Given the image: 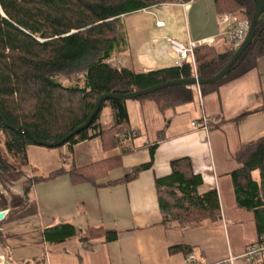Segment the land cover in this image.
Here are the masks:
<instances>
[{
	"label": "trees",
	"instance_id": "16d2710c",
	"mask_svg": "<svg viewBox=\"0 0 264 264\" xmlns=\"http://www.w3.org/2000/svg\"><path fill=\"white\" fill-rule=\"evenodd\" d=\"M192 0H0V113L10 124L28 127L37 138L53 142L62 139L83 124L92 113L98 98L104 93H129L156 84L192 78L195 73L190 61L183 67L171 66L150 71L135 70L121 64L128 53V40L123 27V16L153 6L188 3ZM218 14L230 12L251 22L256 0H213ZM225 49L200 45L196 48L197 74L212 78L232 58L236 50L231 42ZM264 57V16L259 18L256 34L231 71L220 81L200 85L202 96L219 89L222 84L242 77L257 68ZM197 85L169 86L135 100H152L156 108L165 112L195 99ZM127 101L107 99L90 126L65 144L73 155L77 143L101 136L105 146L118 147L120 153L85 166L63 165L48 174H38L29 159V147L37 145L24 129L9 127L0 117V174H15L30 168L33 172L22 185L25 202L12 208L5 220H11L28 202L33 185L69 175L74 184L99 181L122 165L129 137L136 134L130 126ZM112 110L114 125L98 128L102 108ZM261 111L264 104L249 110ZM212 121L210 122V124ZM130 134V136H129ZM58 146V147H61ZM155 146L151 147L154 157ZM56 148V147H48ZM240 168L232 172L237 202L255 214L259 235H264V136L244 143L236 154ZM153 159L134 166L118 180L106 185L128 183L151 168ZM167 177H157L160 208L165 227L183 229L196 227L209 218L218 220L221 214L216 189L199 193L202 177L195 174L190 158L171 163ZM258 171L259 177L254 176ZM119 230L103 226L77 232L72 223L59 222L45 229L50 243L68 239L90 240L104 238L111 242L119 238ZM7 246L0 232V248ZM172 252L192 253L187 245H176ZM264 264V261H262Z\"/></svg>",
	"mask_w": 264,
	"mask_h": 264
},
{
	"label": "crops",
	"instance_id": "0c3cea01",
	"mask_svg": "<svg viewBox=\"0 0 264 264\" xmlns=\"http://www.w3.org/2000/svg\"><path fill=\"white\" fill-rule=\"evenodd\" d=\"M191 3L176 4L185 12L190 7V12L194 7ZM218 15L212 0L210 17L203 22L195 18L196 26L205 25V28L193 31L189 23L185 33L173 31L165 35L182 42H187L189 37L193 40L209 39L212 45L218 44L225 49L228 43L224 41L226 35L219 26ZM158 21L164 25L156 23L157 29L163 31L168 27L166 20ZM157 37L154 35L142 48L149 62L142 63L132 57V69L150 71L175 66L174 52L164 58L160 54L161 44L154 41ZM148 50H152L153 58ZM263 104L264 57L259 60L257 68L222 84L218 90L202 98L196 87L195 99L177 108L161 112L152 100L139 101L145 138L138 139L127 104L130 126L136 134L134 137L129 134L128 142L124 141L131 151L123 155L120 167L112 169L107 178L99 181V186L91 182L74 184L69 175L37 183L32 187L27 204L11 220H5L11 209L19 208L25 202L23 185L19 204H0V211L6 212L0 220V232L7 243L5 248H0V264H186L184 251H171L180 244L189 246L201 263L262 264L261 260H250L244 255L247 246L257 240L259 233L254 212L237 202L232 172L241 166L236 154L243 144L264 136V113L247 114ZM169 111L172 114L168 115ZM204 115L212 121L208 130L192 124L196 120L200 122ZM191 116L195 117L192 119ZM111 127L104 128L100 116L98 128L94 131ZM154 145L152 157L151 147ZM62 149L58 154L62 163L60 167L85 166L120 153L118 147L107 148L101 136L74 145L73 155L69 158H66L70 153L68 145ZM43 151L35 145L29 147L31 165L40 168L45 161L50 162L48 157L57 150ZM38 153V163H33L31 155ZM181 158H190L194 173L202 177L198 187L200 194L217 190L221 207L218 220L207 218L201 225L186 229L165 227L156 179L170 175L172 161ZM152 159L151 168L142 171L137 179L105 184L122 178L134 166ZM1 189H4L2 184ZM59 222L72 223L78 233L103 226L117 229L120 234L111 242L104 238H72L50 243L45 237V229Z\"/></svg>",
	"mask_w": 264,
	"mask_h": 264
},
{
	"label": "rangeland",
	"instance_id": "374dc122",
	"mask_svg": "<svg viewBox=\"0 0 264 264\" xmlns=\"http://www.w3.org/2000/svg\"><path fill=\"white\" fill-rule=\"evenodd\" d=\"M192 3H194V7L192 11L190 10V12H188L190 7L185 12L181 7L178 6V4L167 3L153 6L146 10L136 11L123 16V27L129 43V51L125 57L120 59L121 64L126 67L133 68L134 66L131 63L132 57L142 63L149 62L144 52H142V48L144 43L151 41L154 35L158 36L157 39L160 40L159 44H163L166 43L164 38L167 37V35H170L167 33H171L173 31H181L182 33H185L187 31L189 23L193 31H196V29L205 28V25H201V27L196 26L197 23H195V18L197 20L200 19L201 22H203L204 19L206 20L210 17V14H212V0H192ZM158 19H164L168 23V27L163 29V31L157 29L156 23ZM172 62L173 60L171 61V63ZM127 104L129 106L133 128L135 129V131H137L138 139H141L142 137L145 138L146 133H144V130L141 129L142 116L140 111L141 108L139 107V101L128 100ZM167 114H172V111H169ZM100 116L104 128H108L113 125L114 122L110 106L105 105L101 110ZM186 117L189 118L190 114L187 113ZM193 117L191 116L192 119ZM35 146L44 150L43 152H49V150L54 149L57 150L56 152L51 151L54 153H52V155L48 157L51 159L50 162L45 161L44 164H41L42 166H40V168H37L38 174H47L50 171L58 169L60 167V164L62 165V163L58 159L60 156L58 155L59 152L63 151L62 146L56 148H47L39 145ZM39 158L40 153L34 154L33 156L31 155L33 163H36L37 159ZM32 167H35V164H33ZM32 174V170L30 168H26L15 174L0 175V184L4 186V189H1L0 191V204H19L23 196L22 182ZM254 176L256 178L259 177L258 171L254 172Z\"/></svg>",
	"mask_w": 264,
	"mask_h": 264
},
{
	"label": "built area",
	"instance_id": "2783aa9c",
	"mask_svg": "<svg viewBox=\"0 0 264 264\" xmlns=\"http://www.w3.org/2000/svg\"><path fill=\"white\" fill-rule=\"evenodd\" d=\"M218 23L221 27L223 34L226 35L231 42V49L237 50L241 43L245 40L249 28L250 22L239 18L232 13H222L218 15ZM158 26H163L164 22L158 21ZM166 43L161 44L160 54L164 58H169L171 53L174 52L176 56L175 66L183 67L186 61H190L192 64L195 77L197 74V59L195 50L200 45H212V40H193L191 37L188 38L187 42H182L172 36H167L164 38ZM156 43L160 40L154 39ZM150 58H153L152 50H148ZM200 98H202L200 85H197ZM210 118L208 116H203L200 122L193 121L192 124L202 127L204 129H209ZM244 255L250 260H261L264 261V235H259L257 240L249 244L246 248ZM186 264H207L201 263L194 253L189 254L186 257Z\"/></svg>",
	"mask_w": 264,
	"mask_h": 264
},
{
	"label": "water",
	"instance_id": "95a60500",
	"mask_svg": "<svg viewBox=\"0 0 264 264\" xmlns=\"http://www.w3.org/2000/svg\"><path fill=\"white\" fill-rule=\"evenodd\" d=\"M263 11H264V0H256L255 13H254V16L250 22V28H249V31H248V34H247L245 40L241 43V45L236 50V52L234 53L232 58L229 60V62L225 65V67L219 73H217L214 77H212V78H201L199 76L198 77L194 76L192 78H181V79H177V80H170V81L162 82V83L156 84L154 86H151V87H148L145 89H141V90H137L134 92H129V93H104L98 98V100L95 104V107H94L92 113L90 114V116L88 117V119L83 124H81L80 126L75 128L73 131H71L69 134H67L65 137H63L62 139H58V140H55L53 142L41 140V139L36 137L35 132L32 129H30L28 127L10 124L8 122L7 118L2 113H0V117L11 128H14V129L24 128L31 135L33 141L39 146H44V147L61 146V145L65 144L72 136H75L76 134H78L79 132H81L82 130H84L90 126V124L92 123V121L94 120L96 115L99 113L103 102L106 101L107 99L112 98V99H122V100H135L141 96L153 93L157 90L167 88L169 86L213 84V83H216V82L220 81L221 79H223L231 71L232 67L236 64V62L239 60V58L242 56V54L245 52V50L251 44V42H252V40L256 34L257 22H258L259 18L261 17V15L263 14ZM5 214H6L5 211H0V220H2L4 218Z\"/></svg>",
	"mask_w": 264,
	"mask_h": 264
}]
</instances>
